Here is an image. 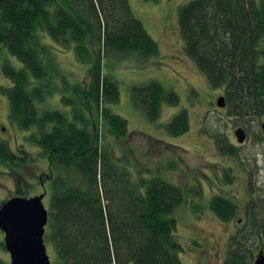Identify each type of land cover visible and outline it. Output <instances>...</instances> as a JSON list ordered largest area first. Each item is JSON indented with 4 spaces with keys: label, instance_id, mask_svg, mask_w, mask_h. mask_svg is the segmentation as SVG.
<instances>
[{
    "label": "trees",
    "instance_id": "obj_1",
    "mask_svg": "<svg viewBox=\"0 0 264 264\" xmlns=\"http://www.w3.org/2000/svg\"><path fill=\"white\" fill-rule=\"evenodd\" d=\"M177 25L185 55L212 90L223 91L226 116L243 124L264 117V0H190L178 8ZM42 35L71 45L77 60L90 64L84 85L68 84ZM158 54L127 0H0V73L11 82L0 93L9 120L32 131L25 141L51 167L44 243L52 246L56 264H182L174 211L185 191L159 174L133 180L115 160L113 141L126 137L127 121L108 107L119 91L101 64L110 56L146 61ZM54 94L69 112L44 108ZM130 97L151 122L163 104L179 102L156 81L133 85ZM98 122L99 133L93 131ZM165 130L188 132L186 112L174 115ZM213 139L220 156H236L226 138ZM11 161L0 141V164ZM207 208L222 223L238 214L237 204L219 195ZM246 210L222 264H252L264 253L263 220L252 200Z\"/></svg>",
    "mask_w": 264,
    "mask_h": 264
},
{
    "label": "rangeland",
    "instance_id": "obj_2",
    "mask_svg": "<svg viewBox=\"0 0 264 264\" xmlns=\"http://www.w3.org/2000/svg\"><path fill=\"white\" fill-rule=\"evenodd\" d=\"M190 0H127L133 16L138 19L150 37L157 43L159 54L148 60L136 55H117L102 60L103 74L117 83L119 100L109 104V109L127 121V135L113 141L115 160L125 164L133 180L138 176L150 178L159 174L169 183L185 191L184 202L174 211L177 221L176 236L182 246L179 258L182 264H222L227 251L228 238L245 220L248 203L256 207V218L264 223V136L261 122L228 118L223 109L216 106V100L223 91L212 90L205 75L197 70L183 51V42L177 25V11ZM41 40L48 45L59 71L69 85H84L90 64L75 57L72 46L62 47L46 35ZM18 67L19 63L10 58ZM156 81L165 90L174 92L179 99L177 105L163 104L159 118L148 121L131 101L133 85ZM11 82L0 73V87H9ZM65 95L68 96V93ZM66 96V97H67ZM44 108L69 112L60 103L59 94L47 98ZM40 108V105H37ZM186 112L189 120L188 132L173 136L166 132L170 119ZM9 105L0 93V141L14 150V145L24 149L31 156L36 148L25 141L32 131L19 130L9 120ZM242 127L246 140L239 144L234 131ZM102 123L93 131L99 133ZM216 135L226 138L236 148V156H220L214 146ZM112 142V140H111ZM37 153V152H36ZM36 166L22 172L26 181L32 183L33 176L46 169L48 161L37 153ZM41 167V168H40ZM0 164V200L14 192L13 181ZM2 171V172H1ZM21 188L24 186L20 185ZM48 197L43 200L49 205ZM36 190L30 189L17 195L28 196ZM251 192V193H249ZM196 193V194H195ZM214 195L231 200L238 206L237 216L229 223L220 222L207 208ZM26 198V197H24ZM1 204V203H0ZM3 233L0 231V259L9 263V255L2 247ZM46 245L51 264H56L52 246Z\"/></svg>",
    "mask_w": 264,
    "mask_h": 264
},
{
    "label": "water",
    "instance_id": "obj_3",
    "mask_svg": "<svg viewBox=\"0 0 264 264\" xmlns=\"http://www.w3.org/2000/svg\"><path fill=\"white\" fill-rule=\"evenodd\" d=\"M216 106L225 107L224 96L216 100ZM264 135V121L261 122ZM239 144L246 140L242 127L234 131ZM44 195L31 198L13 197L0 206V231L3 245L9 254V264H51L44 243L48 209L42 200ZM252 264H264V253L259 251Z\"/></svg>",
    "mask_w": 264,
    "mask_h": 264
},
{
    "label": "flooded vegetation",
    "instance_id": "obj_4",
    "mask_svg": "<svg viewBox=\"0 0 264 264\" xmlns=\"http://www.w3.org/2000/svg\"><path fill=\"white\" fill-rule=\"evenodd\" d=\"M9 151H10V158L12 159V161L6 162L5 164H3L5 170L4 172L2 171L1 172L6 174L10 179H12L13 187L15 188V190L10 195L6 197L3 196V198H1L3 200H0V203H1L0 206L10 198L21 197V195H17V193H19L20 191L25 192L30 189H34L36 191L24 197L31 198V197L43 194L44 195L43 200H45L48 197V191H47L46 185L47 184L49 185V182L52 177V171H51L50 164L49 163L47 164V167L45 170L39 171L35 176H33L34 179L31 183L30 181L29 182L26 181L24 179L25 175L22 176L21 173L24 172L25 170L26 171L30 170L29 168H32L34 166L38 168L37 163H38V160H40L39 159L40 157L37 156V153L39 154L38 149L36 150L37 153L35 152L33 156H31V154H28L31 152L27 153L24 149H20L17 145H14L13 151L10 148H9ZM20 185L24 186V188H21ZM237 223H240V220H238ZM1 245L4 248L3 239L1 241Z\"/></svg>",
    "mask_w": 264,
    "mask_h": 264
}]
</instances>
